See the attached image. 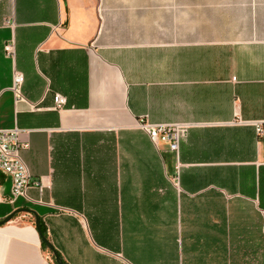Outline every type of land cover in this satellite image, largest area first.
Wrapping results in <instances>:
<instances>
[{
	"label": "crops",
	"instance_id": "crops-1",
	"mask_svg": "<svg viewBox=\"0 0 264 264\" xmlns=\"http://www.w3.org/2000/svg\"><path fill=\"white\" fill-rule=\"evenodd\" d=\"M8 2L0 130L19 131L44 187L12 199L0 173V220L34 212L65 264H264V149L247 124L264 121V0ZM140 119L192 126L175 155ZM42 244L18 213L0 264H56Z\"/></svg>",
	"mask_w": 264,
	"mask_h": 264
},
{
	"label": "built area",
	"instance_id": "built-area-1",
	"mask_svg": "<svg viewBox=\"0 0 264 264\" xmlns=\"http://www.w3.org/2000/svg\"><path fill=\"white\" fill-rule=\"evenodd\" d=\"M6 55L13 54L12 44H7L4 47ZM23 77L19 72H16L13 77L12 92L16 101L22 99L20 86ZM54 109H60L65 105V98L59 94L53 96ZM254 128L256 141L264 149V121L249 122ZM191 124L175 123V124H152L140 119L138 128L143 131L150 142L158 147L166 145L170 152L175 155L178 153L179 144L186 136ZM19 131L0 130V173L11 180V196L12 199L18 197H26L27 191L30 188H35L39 192L42 191L44 185L41 180H35L29 173V170L21 156L22 150L26 145L19 140ZM174 184H177V175L173 178Z\"/></svg>",
	"mask_w": 264,
	"mask_h": 264
},
{
	"label": "water",
	"instance_id": "water-1",
	"mask_svg": "<svg viewBox=\"0 0 264 264\" xmlns=\"http://www.w3.org/2000/svg\"><path fill=\"white\" fill-rule=\"evenodd\" d=\"M31 213L34 215V225L38 232V235L41 239V242L46 246V248L52 253L55 263L56 264H65L60 258L57 252L53 249L52 245L48 242V240L45 238V236L42 234L41 231V225H40V219L36 216V214L28 209L25 208H19L14 211H12L10 214H8L6 217H4L2 220H0V227L8 223L13 219V217L18 213Z\"/></svg>",
	"mask_w": 264,
	"mask_h": 264
},
{
	"label": "rangeland",
	"instance_id": "rangeland-1",
	"mask_svg": "<svg viewBox=\"0 0 264 264\" xmlns=\"http://www.w3.org/2000/svg\"><path fill=\"white\" fill-rule=\"evenodd\" d=\"M0 10L8 12L9 11V2L8 0H1L0 1Z\"/></svg>",
	"mask_w": 264,
	"mask_h": 264
},
{
	"label": "trees",
	"instance_id": "trees-1",
	"mask_svg": "<svg viewBox=\"0 0 264 264\" xmlns=\"http://www.w3.org/2000/svg\"><path fill=\"white\" fill-rule=\"evenodd\" d=\"M43 245V244H42ZM43 247L45 248V245H43Z\"/></svg>",
	"mask_w": 264,
	"mask_h": 264
}]
</instances>
